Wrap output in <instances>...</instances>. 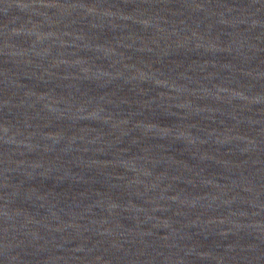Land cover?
<instances>
[{
	"label": "water",
	"instance_id": "water-1",
	"mask_svg": "<svg viewBox=\"0 0 264 264\" xmlns=\"http://www.w3.org/2000/svg\"><path fill=\"white\" fill-rule=\"evenodd\" d=\"M0 264H264V0H0Z\"/></svg>",
	"mask_w": 264,
	"mask_h": 264
}]
</instances>
